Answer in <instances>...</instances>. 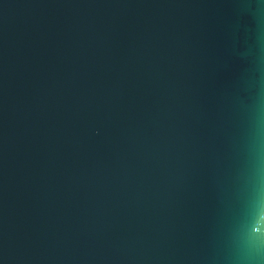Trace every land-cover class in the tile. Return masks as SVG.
<instances>
[{"label":"water","instance_id":"95a60500","mask_svg":"<svg viewBox=\"0 0 264 264\" xmlns=\"http://www.w3.org/2000/svg\"><path fill=\"white\" fill-rule=\"evenodd\" d=\"M0 264H264V0H0Z\"/></svg>","mask_w":264,"mask_h":264}]
</instances>
